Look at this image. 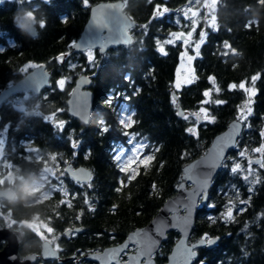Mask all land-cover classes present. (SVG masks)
Returning <instances> with one entry per match:
<instances>
[{
    "label": "trees",
    "instance_id": "1",
    "mask_svg": "<svg viewBox=\"0 0 264 264\" xmlns=\"http://www.w3.org/2000/svg\"><path fill=\"white\" fill-rule=\"evenodd\" d=\"M99 1L102 0H88L87 6L83 0H3L0 3V48L3 49L0 51V91L26 73L21 71L26 63H46L52 74L41 109L45 114L61 110L55 119L65 121L61 131L42 115L36 113L32 117L3 104L2 120L12 121L8 133L11 154L7 160L16 169L27 171L37 160L53 163L54 155L56 160L83 164L92 170L91 180L84 187L70 178L63 179V189L78 192L63 200L48 196L29 207L26 193L19 189L16 201L1 203L0 221L10 215L16 219L38 218L63 223L76 220L74 211L64 207L93 206L97 210H82L83 219H77L91 223L88 228L128 230L149 222L164 201L175 194L182 181L183 166L205 153L212 138L231 119L238 117L246 94L243 89H233L230 85H239L256 76L251 113L243 121L239 140L214 178L206 203L198 207L191 239L205 235L220 238L214 248H200L195 263L264 264V168L254 163L251 175L247 168L248 158L262 156L252 149L264 144L261 135L264 133V4L260 0H218L215 27L206 29L199 54L195 49L190 51L195 54L194 77L175 89L182 41L170 44L165 41L171 32L181 28L179 25L184 19L179 9L190 2L130 0L125 11L136 21L132 28L133 43L104 54L98 52L90 61L87 53L74 52L69 45L80 35L90 5ZM157 7L168 11L163 16H155ZM24 10L34 12L37 21H46L45 28L36 23L35 37L13 21L14 15L22 16ZM250 21L255 23L247 26ZM182 25L186 31L191 28ZM199 31L200 26L195 34ZM157 41L164 46L166 54L158 50ZM62 55L65 58L60 60ZM82 73L92 75L94 115L89 124L81 123L66 111L68 94L75 78ZM209 77L215 78L219 92ZM62 78L67 80L63 89L57 84ZM206 90H211V101L222 103H203ZM173 91L178 96L175 103ZM109 98L111 105L106 103ZM178 107L187 113L188 119L178 115ZM201 107L215 117V122H196L191 113ZM121 110L134 113L131 127L125 128L119 122L117 113ZM104 127L109 131L103 132ZM190 127L196 135L187 131ZM125 132L134 134L136 142L144 145L136 155L144 157L137 167L129 161L122 168L123 157L119 161L114 158L118 149L132 147ZM73 141H78L76 148L72 146ZM28 148L33 151L26 153ZM244 150L247 151L242 157L239 153ZM235 163H240L243 171L232 173ZM26 180L18 184L28 183L30 176ZM57 205L63 206L59 212L53 211ZM229 207L233 219L225 220ZM178 235L177 231L168 234L163 256L170 252Z\"/></svg>",
    "mask_w": 264,
    "mask_h": 264
},
{
    "label": "water",
    "instance_id": "2",
    "mask_svg": "<svg viewBox=\"0 0 264 264\" xmlns=\"http://www.w3.org/2000/svg\"><path fill=\"white\" fill-rule=\"evenodd\" d=\"M110 4L122 6L119 10L108 9V11L112 12L109 16V21L112 24H118L126 20H129L131 23V27L128 29L127 32V35L128 37L131 38V41L128 43L124 42L123 39L113 42L112 40L108 39L109 33L106 29H96L92 27L94 10L99 9L102 5H110ZM135 25H136V21L133 20L129 16V14L124 11V0L99 1L92 4L89 7V16L80 32V35L74 42L85 43L91 40H99L101 38H104L102 41H98L96 45L93 47V49L98 48L100 53H105L106 51L112 48H116L118 46L131 45L133 43L134 37L130 32V30L133 27H135ZM24 30L31 37H35L37 35V28L35 24L32 25L30 28ZM101 43H103L104 45L103 49H101L100 47ZM72 49L75 52L86 51L77 48H72ZM41 72L46 73V76L44 77L46 83H42L39 88H36L35 86L31 85L30 76L32 74H40ZM51 73H52L51 70L47 68V65L45 63H42L40 65H37L36 67L31 68L18 80L10 83L0 91V105L4 103L6 100H8L13 94L18 92L33 91L34 93H40L41 90L47 88L50 85ZM82 80H85L87 82L80 83ZM91 81L92 80L90 75L87 74L78 75L75 79L74 87L67 99L68 113L74 118H77L81 123H83L82 121H87V123H83V124H89L93 118L94 93L90 89ZM173 95L176 97V100H178V96L175 94L174 91H173ZM81 103H86L87 112L82 115H76V111L79 109V105ZM178 113H182L183 115L180 116H184L185 112L181 107H178ZM236 122H237V117L231 119L228 125L226 126V128L221 132L217 133L212 138L205 153L190 160L183 166L182 181L178 184L175 194L170 196L164 201L160 209L146 225L130 232L127 238L125 239V241L122 242L121 244L108 247L101 253L90 254L89 256L99 260L101 264H110L114 260H117L118 256L120 255V253H118L116 258L113 259L110 255V251L112 249H119L126 243L128 245L134 243L129 241V237L133 236L137 232L141 234H147L153 240H155V245L152 248L150 257H141V258H146L148 264H155V259L153 257V254L159 249L161 243L168 237V234L171 231H177L179 233V236L175 240L170 252L167 254V260L165 261L164 264H193L194 259L197 258L198 256V250L200 248L203 247H207L208 249L214 248L220 240L219 236L209 237L212 239H216L217 237L219 238L216 241V243L212 245H207V244L199 245L198 242L201 238H198L192 242H190V239H191L192 229L196 221L198 207L203 206L206 203L209 195V190L211 188L214 178L221 170L223 162L225 161L230 151L235 147L236 144L235 145L229 144L228 147H225L223 149V157L221 158L220 163L217 164L215 167H212L211 165L213 158L215 156V151L219 150V142L221 141V138L225 137L227 134H229L232 131V126ZM243 130H244V122H241L239 134L235 136L236 143L239 140ZM260 158L261 157H252L251 160L255 161ZM190 166H194V167H191V171H186V169H189ZM66 169H70V171H66V173L78 182H89L91 180L92 170L89 167L86 166L73 167L70 164H67L65 170ZM73 173H76V175H73ZM81 173H87V176L81 175ZM204 179L207 180V186L204 189L203 193H201L198 191L199 189L198 182ZM193 193H195L194 204L191 202L192 197L190 196V194ZM13 197H14V191L12 189L10 188L0 189V198L12 199ZM186 217L188 218V223L185 226L183 221L184 218ZM178 221L180 222V226L179 227L173 226ZM157 227L160 228L162 235L157 233ZM20 239H21L20 231L11 229L10 227L4 226L0 223V243L3 240L6 241L4 246L0 249V264H30L34 260L35 255L33 254L27 255L23 259H20L18 254ZM139 239L140 238L137 237V240ZM181 241H183V245H181ZM193 245H197V247L193 249L196 255L189 260H185L184 249L192 248ZM45 247L46 244L44 243L42 253H43V257L47 259L52 255L45 254L46 251ZM138 250L139 248L135 253H133L130 256L136 255ZM97 257H101V258L98 259ZM124 264H128V261L125 262Z\"/></svg>",
    "mask_w": 264,
    "mask_h": 264
},
{
    "label": "flooded vegetation",
    "instance_id": "3",
    "mask_svg": "<svg viewBox=\"0 0 264 264\" xmlns=\"http://www.w3.org/2000/svg\"><path fill=\"white\" fill-rule=\"evenodd\" d=\"M102 1H114V0H102ZM129 1L130 0H124V11ZM35 26L37 28V24H35ZM130 32L133 35L132 29L130 30ZM82 52L87 53V51H82ZM98 52H99L98 48L93 49L92 57ZM101 54H104V53H101ZM62 56L64 59L65 55H62ZM32 63H34L36 66L42 64V63H35V62H32ZM82 74H87V73H82ZM87 75H90V74H87ZM90 76L92 80V75ZM74 83H75V80H74ZM73 87H74V84L70 92L72 91ZM45 89L41 90L40 93H34L33 91H22V92L15 93L8 100L2 103L0 107L6 103L7 106H11V108L15 109L16 111L24 113L23 110L16 107V105L12 102L11 99L14 97L20 96L23 93H29V96L33 98L32 101L38 102L40 98L44 97ZM66 111L68 113L67 106H66ZM36 113H37L36 110H29L28 112L24 114H27L33 117L35 116ZM93 115H94V109H93ZM11 126H12V121L10 120L3 121L2 114L0 111V130L5 132L4 136H1L0 138V140L3 141V145L2 147H0V189L10 188L14 191V197L12 199L0 198V213H2V205H1L2 202L4 201L12 202V201L17 200V195L19 197L18 190L20 189V184H18V181L20 180L27 181L26 176H30V179H31L26 184L35 186L33 195L29 196L26 194V197H28L26 200V205L29 207H34L38 205L39 203L43 201V199H45L48 196H52V197L59 196L63 200L66 197L77 194L78 193L77 191L62 188L63 187L62 183L64 182L63 179L65 177L70 178L72 181H74L76 184H79V186H82V187H84L85 183H88V182H78L74 180L65 171L67 164H70L73 167L85 166V165L77 164V163L75 164L72 161H67L64 159L63 160L57 159L53 163H48V164H45V161H43L44 159L37 160L38 163H34L33 165H30V168L27 171H23V169L19 167L18 169H16L11 163V161L7 160V156L11 154V152L8 150V140H9L8 133H9ZM30 150L33 151L32 148L31 149L28 148L27 150L25 149V152L28 153ZM42 161L43 163L39 164V162H42ZM5 165H11V167L8 168V167H5ZM48 167L52 168L53 171L57 173L58 177L50 174L46 170ZM9 172L14 173V178L12 182L6 179L7 174ZM55 188H58V189L55 190ZM62 208L63 206L57 205L53 207V211L59 212ZM64 208L74 211L75 213L74 217L76 220L63 222V223L62 222L60 223L59 222H46L48 226L46 229L40 228L39 225H37L36 223H31L30 225H28V223L31 221L30 219H23V218L16 219V218H11L10 215H6L4 217V219L8 218V220L11 222L10 224H7V222H5L4 219L0 221L2 225L21 232V239H20V244L18 247V254H19L20 259H23L27 255L33 254L35 255V258L30 264H101L99 260L92 258L89 255L95 254V253H101L108 247L121 244L122 242L125 241V239L127 238L130 232L148 223L147 222L142 225L134 226L128 230L127 229L125 230V228H122V227H113L112 230L93 229L91 227L88 228V226H90L91 223L84 222V221H77V219L78 220L83 219L84 212L82 210L95 211L97 210V208L93 206H89L86 208L69 206V207H64ZM52 218H56V216L52 215ZM48 228H51L52 231L48 232L47 231ZM166 239L161 243V246L159 247V249L153 254V257L155 259V264H164L165 261L167 260L168 253L164 256L162 253ZM192 241L194 240L190 239V242ZM5 243H6L5 240H3L0 243L2 244L0 249L4 246ZM44 243L48 245L49 251H55L56 254L45 259L42 253ZM138 248H139V245L136 243L129 244L128 247L123 252L120 253V255L118 256V259L114 260L110 264H124L125 262L128 261V258L130 257V255L135 253ZM195 259H194L193 264H197L195 263ZM145 262H146V258H141L139 261V264H145Z\"/></svg>",
    "mask_w": 264,
    "mask_h": 264
},
{
    "label": "snow or ice",
    "instance_id": "4",
    "mask_svg": "<svg viewBox=\"0 0 264 264\" xmlns=\"http://www.w3.org/2000/svg\"><path fill=\"white\" fill-rule=\"evenodd\" d=\"M2 2H3V0H0V3H2ZM83 2L87 6L88 0H83ZM189 2L191 3L192 0H189ZM195 2L198 4L200 2V0H195ZM260 3L264 4V0H260ZM205 6L206 7H210V8L213 7V5H205ZM121 7H122L121 5H112V4H110V5H102L99 9L94 10L92 27L96 28V29H106L108 31V33H109L108 39L112 40L113 42L123 39L124 42L128 43V42L131 41V38L128 37V35H127L128 29L131 27L130 21L126 20V21L118 23V24H112L109 21V16H110V14L112 12L108 11V9L119 10ZM167 11H168L167 8L163 9V11H159L158 10L155 13V16H163ZM192 15L195 16L196 13L193 12ZM185 16H187V13H185ZM212 19H213V21H215V16H213ZM62 21L63 22H67V18H63ZM252 23H255V22L250 21L247 26H251ZM192 24H193L192 31H195L196 21L194 19L192 21ZM212 26L215 27V23H213ZM192 31L188 32V34H187L188 37L192 36ZM204 38H205V33L201 32V34H200V42L196 43V45H195V49H196L197 54H199L200 43H202L204 41ZM103 39L104 38H101L99 40H91V41H88V42H85V43L73 42L72 44L69 45V47L70 48H77V49L86 50L87 53H88V58L91 61L92 60V49H93V47L96 45V43L98 41H102ZM177 39L181 40L186 45L189 43V41L185 38L183 33H175V32L171 33V38L168 39L167 41H165V43H169V44L170 43H174V41L177 40ZM157 43L160 45L158 50L161 53L166 54V52L164 51V46L162 44H160L159 41H157ZM12 46L14 47L15 45H12ZM103 46H104L103 43H101L100 44L101 49H103ZM225 46L227 47V45H225ZM0 51H3V49L0 48ZM59 59L63 60V56L59 57ZM187 59L190 61V60L193 59V57L192 56H188ZM28 67H36V65H29ZM26 70H27L26 68L25 69H21V71H26ZM45 76H46V73H43V72H41L40 74H32L30 76L31 85L35 86L36 88H39L42 83H46V80L44 79ZM256 79H257L256 76L252 77V81L253 82ZM209 80L212 83V85L215 88V90L217 92H219V88L215 87L216 86L215 78L214 77H209ZM86 82L87 81L82 80L80 83H86ZM188 82H190V81H188ZM64 84H65V80L64 79H61V80L58 81V85L61 88H63ZM175 87L177 89H179L181 87V82L179 80L176 82ZM237 87H239L240 89H243L246 92L249 91V89L245 88V84L243 82L240 83L239 85H236V84L230 85V88H233V89H235ZM210 91L211 90H206V91L203 92V96L206 98L203 101V103H216V104L222 103V101H220V100L211 101L209 99ZM175 102H176V97L174 96L173 97V103H175ZM106 103L111 105L112 104V99L109 98L106 101ZM245 109H247V113L245 112ZM86 112H87L86 103H81L79 105V109L76 111V115H82V114H84ZM250 113H251V109L247 107V104L241 106L240 113H239V115L237 117V122L234 123L233 126H232V131L229 134H227L225 137L221 138V141L219 142V150L215 151V156L213 158L212 165H211L212 167H215L217 164L220 163L221 158L223 157V149L225 147H228L229 144H232V145L236 144L235 136L239 134L240 123L243 122L244 120H246L247 114H250ZM133 115H134V113H132L131 111H128V110H121V111H119L117 113V116L119 117V122L125 128L131 127V125L134 123V121L132 120V116ZM178 115H183V114L182 113H178ZM191 115L195 117L196 122H199V121L204 120V119H208V120H211L212 122H215V117L214 116H209L207 110L205 108H203V107L200 108L199 111H197L195 113H191ZM55 118H56V112H54L50 116H46L45 120L53 122L54 126L57 129L62 131L63 128H64V125H65V122L64 121L56 122ZM184 119H188V115H184ZM101 123L103 124L104 122L101 121ZM102 131L103 132H107V131H109V128L108 127H104L102 129ZM187 131L189 133L193 134V135H196V132H195L194 128L190 127V128L187 129ZM125 135L130 137L129 138V143L132 144V147L129 148V149H123V148L122 149H118L116 154H115V156H114V158L117 161L121 160V158L124 157L126 155V153L128 154L127 155V159L129 161H131L133 158H135V156L144 147L143 144H140V143L136 142V138H135L134 134H130V133L125 132ZM261 135L264 136V133H261ZM2 145H3V141L0 140V147H2ZM72 146H73V148H76L78 146V141H73ZM246 151L247 150L241 151L239 153V155L242 156V157L245 156ZM252 151L257 152V153H261L262 156H261L260 159H257L255 161H252L251 159H249V161H248V165H249L248 174L249 175L252 174L251 173V165L253 163H256V164L260 165V167L264 168V144H262L258 148L252 149ZM147 159H151V157H148ZM51 160L55 161L56 160V156L53 155L51 157ZM5 167L10 168L11 165H5ZM191 167H194V166H190V168L186 169V171H191ZM46 170L50 174L55 176V172L53 171L52 168L48 167ZM122 170H124V169H122ZM65 171H70V169H66ZM238 171H243V169H242L240 163H235L234 166L231 168V172L232 173H237ZM73 175H76V173H73ZM81 175L87 176V173H81ZM189 178H191V177H189ZM244 179L247 180L248 176L247 175L244 176ZM198 183H199L198 191L203 193L204 189L207 186V180L204 179V180L199 181ZM190 196L192 197V201L191 202L194 204L195 203V193L190 194ZM231 212H232L231 207H229L227 212L224 214V219L225 220H232L233 219ZM213 222H215V221H213ZM183 223L185 224V226L187 225V223H188V218L187 217L184 218ZM173 226L179 227L180 226V222L178 221ZM245 227H247V225ZM47 231L51 232L52 230H51V228H48ZM157 233L162 235V232H161L159 227H157ZM137 237H139L140 239L137 240ZM218 239H219L218 237L216 239H212V238H209L207 235H205L199 240L198 243H199V245H205V244L212 245V244H215ZM129 241L138 244L139 245V250H138L136 255L130 256L128 258V264H139V261H140L141 257H150L152 248L155 245V240H153L150 236H148L147 234H141V233L137 232L133 236L129 237ZM181 245H183V241H181ZM127 247H128V244L126 243L125 245H123L119 249H112L110 251L111 257L113 259H115L117 254L123 252ZM195 247H197V245H193L192 248H185L184 249V259L185 260H189V259H191L192 257H194L196 255L195 251H193V249ZM45 250H46L45 251L46 255H55L56 254L55 251H49L47 245L45 247ZM97 258L99 259L101 257H97ZM145 264H148V262L146 261Z\"/></svg>",
    "mask_w": 264,
    "mask_h": 264
},
{
    "label": "rangeland",
    "instance_id": "5",
    "mask_svg": "<svg viewBox=\"0 0 264 264\" xmlns=\"http://www.w3.org/2000/svg\"><path fill=\"white\" fill-rule=\"evenodd\" d=\"M217 1L218 0H200V2L197 4L195 2V0H194L193 2L187 4L184 7H182L181 9H179V13L182 15L184 21H182V23L179 25V27H181L179 30H175V31H173L171 33H174V32L175 33H183L185 38L189 41V43L186 45V44H184L182 42L183 51H182L181 56H180V62H179L178 67L176 69V75H175V81H174V88L175 89H177L175 87V84H176V82L178 80L181 82V86H182L183 84L188 83V81H191L192 78L194 77V70H193V67H192L193 59L189 61L187 59V57L188 56H192L194 58L195 54L191 53L190 51H191V49L194 50L196 43L200 42V34H201V32L205 33L206 29L212 28L213 27L212 26L213 23H215V25H216L215 9H216ZM205 5H213V7L210 8V7H206ZM158 10L159 11H163V8L159 9L157 7L156 8V12ZM193 12L196 13L195 16L192 15ZM185 13H187V16H185ZM213 16H215V21H213V19H212ZM193 19L196 21L195 29L198 26H200V31H199L198 35L195 34V31H192V28H193L192 21H193ZM183 23L186 24L187 26H190L191 28H189L188 31L184 30V28H182L184 26V25H182ZM189 31H192V36L191 37H188V35H187ZM171 33L168 35V37H166V40L171 38ZM204 40H205V38H204ZM176 41H181V40L177 39L174 42H176ZM201 44L202 43H200V45ZM195 51H196V49H195ZM29 65H35V64L32 63V62H28V63H26L24 65L23 69L26 68L27 69L26 71L30 70L32 67H28ZM26 71H24V72H26ZM64 80H65V84H66L67 80L66 79H64ZM58 81L59 80H57V84H58ZM243 83L245 84V88L249 89V91L246 92V91L243 90L245 92V94H246V97H245L244 101L239 106L238 115L240 113V108H241L242 105L247 104V107L251 109L253 96L255 94V88L253 86L252 79H250L248 81H243ZM65 84H64L63 88L65 87ZM58 88H61V87L58 85ZM63 88H61V89H63ZM46 97H47V94H45L44 97L40 98L39 101L36 102V101H32L33 98H31L29 96V93H23L20 96L12 98L11 100L16 105V107H18L21 110H23L24 113L28 112L29 110H36L38 115H42L45 118L46 116H50V115H52L54 113L53 112L51 114H45L42 111V109H41V106L43 104L42 101ZM55 112H56V117H57V114L59 112H61V110H57ZM245 112L247 113V109H245ZM186 114L187 113L185 112L184 115H186ZM248 116H249V114H247V117ZM204 120H208V119H204ZM55 121L59 122V121H64V120L63 119H57V120L55 119ZM4 133H5L4 131L0 130V138H1V136H4ZM127 155L128 154L126 153V155L121 160L122 164L120 166L122 168L125 167L128 164V162H129V160L127 159ZM254 157H259V155H255ZM251 158L252 157H250L248 159H251ZM143 159H144V157L138 158L137 156H135V158H133L131 161L134 163V166L137 167L138 164H140L143 161ZM253 164L251 165V167L253 166ZM247 168H249V165H248ZM55 176L58 177L56 172H55ZM13 178H14V173L9 172L7 174L6 179L8 181L12 182ZM4 221L7 222V224L11 223L8 220V218H5ZM31 223H36L37 225H39L40 228H45L46 229L48 227L47 224H46V221L38 219V218L37 219L35 218V219L31 220L28 223V225H30ZM200 263H201V261H199L197 264H200Z\"/></svg>",
    "mask_w": 264,
    "mask_h": 264
},
{
    "label": "clouds",
    "instance_id": "6",
    "mask_svg": "<svg viewBox=\"0 0 264 264\" xmlns=\"http://www.w3.org/2000/svg\"><path fill=\"white\" fill-rule=\"evenodd\" d=\"M21 2H22V0H21ZM13 21L21 29H28L36 23H38L41 28L46 27V21H44V20L37 21L35 19V13L32 12L31 10H24L22 13V16L21 15H14ZM82 122L87 123V121H82ZM20 190L23 191L24 193H26L27 195L31 196L34 194L35 186H31V185H28L24 182H21Z\"/></svg>",
    "mask_w": 264,
    "mask_h": 264
}]
</instances>
